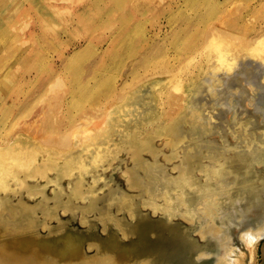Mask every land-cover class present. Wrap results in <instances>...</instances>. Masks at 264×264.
Segmentation results:
<instances>
[{
	"label": "rangeland",
	"instance_id": "374dc122",
	"mask_svg": "<svg viewBox=\"0 0 264 264\" xmlns=\"http://www.w3.org/2000/svg\"><path fill=\"white\" fill-rule=\"evenodd\" d=\"M261 34H264V0H0V174L8 164L14 166L16 174L23 169L18 175L0 178V196L10 197L15 205L22 204L20 197L35 204L33 237L45 233L42 239L50 243L42 251L50 258L54 251L65 256L74 255V250L85 255L98 253L95 259L77 264H137L138 252H143L146 264H152L153 257L148 252L153 251L148 241L154 237L150 225L158 218V212L144 208L139 194L147 201L158 199L159 204L165 203L167 207L172 202L164 194L151 195L145 187L135 190L128 187L122 174L126 163L136 165L142 173L146 171L130 159L129 148L135 145L140 150V144L133 138L127 141V135L135 133L138 140L149 135L151 142L170 155L171 146L164 138L169 137L167 133H174L172 126L177 122L185 126L184 136L200 138L199 142H193L196 159L202 153L205 160L211 154L208 152L226 150L223 144L211 143L218 138L213 126L216 124L186 106L187 90L183 79L178 78L179 73L202 61V71L195 67L198 75L194 82L204 81L207 71H217V58L205 55L209 45L216 42L247 50ZM254 69H257L255 62L244 66L246 73ZM227 73L245 84L241 73L232 70ZM221 74L219 83L224 82L226 75ZM218 89L213 91L215 97ZM144 91L151 94L146 93L147 102L141 96ZM137 99L141 112L135 108L134 113H128L132 110H125V104ZM232 101L234 104L231 99L223 101L219 109L226 111L222 130L234 141L229 128L238 125L233 115L237 111H232L237 109L234 106L237 99ZM151 102L153 108L148 106ZM262 116L264 113L258 117ZM258 123L264 126V119ZM244 129L249 132L248 139H255L259 147L264 143V127L255 132L252 128ZM248 139L242 138L245 145ZM184 143L188 144L187 138ZM141 151L152 159L147 150ZM160 159L168 171L175 173L173 159L167 160L163 154ZM196 159L187 166H193L202 180ZM24 160L27 161L23 163ZM67 166L78 170L70 173V169H65ZM104 166L107 172L110 170L108 173L112 171L113 178L107 182L96 176L92 187L94 168ZM36 168L47 171L46 178L31 177ZM206 171L217 173V165L207 166ZM238 171L241 180L244 172ZM68 176L71 184L82 177L86 179L83 193L77 194L76 187L67 186ZM216 178L211 177L212 184L206 185L202 193L192 189L193 193L186 198L194 205L192 213L198 215L191 220H205L201 229L204 238L200 239L203 242L200 248L205 249L197 256L196 264H224L223 258L228 261L225 264H264V237L251 261L245 246L237 239L239 227L245 222L240 215L242 210L217 205ZM164 179L159 177V181ZM112 185L120 192L126 189L137 193L135 201L124 199L123 193L116 200L107 201L105 194ZM152 185L160 189L153 182ZM11 201L7 200L9 204ZM132 204L148 213L149 226L141 218L131 216ZM64 209L67 211L63 212ZM218 209L225 214L221 216ZM248 213L251 216L254 212ZM55 215L64 218L73 215V231L76 225L84 228L88 222L94 223L99 244L84 240L79 246V238L71 234L55 241L58 247H52L54 239L49 226L56 221ZM238 216L240 220L236 219ZM124 217L131 226L126 232L122 228ZM261 221L254 218L250 224L252 231ZM21 227L6 226L2 239L14 241L21 236L18 246L29 247L30 241L22 238L28 234ZM142 231L147 236L140 234ZM194 234L199 237L198 232ZM129 239L140 244L126 252L123 243ZM38 247L37 243L32 245L34 251L43 246ZM56 264L61 262L57 260Z\"/></svg>",
	"mask_w": 264,
	"mask_h": 264
},
{
	"label": "bare ground",
	"instance_id": "6f19581e",
	"mask_svg": "<svg viewBox=\"0 0 264 264\" xmlns=\"http://www.w3.org/2000/svg\"><path fill=\"white\" fill-rule=\"evenodd\" d=\"M205 55L210 58H217V71H207L204 81L194 82L198 75V72L195 71V67L202 71L203 62L201 61L197 63L195 67H190V65H188L185 71L179 73L178 78L183 79L182 83L186 86L188 98L185 99V102L189 110L202 113L212 125L213 123L216 124L213 126L215 127L218 138L212 139L211 143L217 142L219 145L223 144L227 149L220 152H208L211 154L207 155L205 160H203L204 153H202L201 157H199L200 160L196 159L193 142H199L200 138L184 136L185 132L183 131L185 130V126L177 122L175 126H172L174 133H167L169 137L164 138L165 142L171 146L170 155L165 154L166 152L163 151L164 148H159L151 142L152 140L149 135L141 137L140 140H138L136 137L137 135L132 133L133 135H127V138L130 137L129 139L126 138L127 141H132L133 138L140 144V150H137L135 145L131 146L133 142L129 145L131 146L129 148V150H131L129 156L131 160L140 163L141 167L146 171V173H142L136 165L129 166L127 165L128 163H126V169L123 170L122 174L127 181L128 187L134 190L145 187L151 195L164 194V196L172 202L170 207H167L165 203L159 204L157 201L158 199H148L147 201L146 197L139 194V197L144 200V208L149 207L153 213L158 212V218L152 222L150 221L152 223L150 226H153L152 232L154 233V237L149 241L146 239L152 246L153 253L148 252V254L153 257L152 264H196L198 262L197 256L205 249L202 250V248H200L203 243L200 242V239L204 238L201 229L205 220H198L197 222L191 220L192 217H197L198 215L192 213L191 209L194 205H190L186 198L191 196L193 193L192 189L196 190L199 194L202 193L206 185L212 184L211 177H217L215 180L217 183V198H219L217 205L222 204L223 207H233L235 211L238 209L242 210L240 215L243 216L242 220H245V222L242 227H239L240 231L237 235V239L245 246L251 261L254 260L257 245L261 238L264 237V194H262L264 193V147H262L264 143L259 147L255 139H248L249 132L244 129L252 128V132H255L256 129L264 127L258 123L261 118L264 119V116L261 118L258 117L264 113V34L255 38L247 50L243 48H232L226 44H217L214 42L208 46V51ZM254 62L256 63L257 69L246 73L244 70L245 64H254ZM241 68L242 71L240 72ZM231 70L234 71V73H241L245 84L239 83L240 81L236 80L234 76L231 78V75L227 73ZM221 73H226L224 76L225 78H223V83H219V80L222 78ZM216 79L217 82H214ZM216 88H219L217 90V97L213 95V91ZM144 92L145 93L141 96L142 99H145L147 102L146 93L148 94L149 92ZM149 95L151 94L149 93ZM229 99H231V104H234V101H232L233 99H237L234 105L237 109H232V111H237L233 115H236L238 125L229 128L230 135L235 142L227 137L228 133L226 131L222 130V123L225 122L226 111L222 108L221 110L219 109L221 105H223L222 102ZM260 103H262V105ZM148 106L153 108L152 102L148 104ZM125 108V110H127V108L132 110L128 113H134L133 110L135 108L141 112L142 106L137 99L125 104ZM242 113L245 116H241ZM120 116H122V114H120ZM142 122L145 121L142 119ZM148 122L153 121L149 120ZM119 135L123 136V134ZM243 137L248 139L247 145H245L246 141H242ZM186 138L188 144L184 143ZM128 147H126V149H128ZM186 147L189 148L186 149ZM143 149L149 152L152 159L142 154L141 150ZM88 150L90 149L88 148ZM92 152H95L94 148ZM198 152L201 154L200 150H198ZM161 154L165 155L167 160L173 159L172 169L175 173L167 170L165 162L160 159ZM12 158H14V156H12ZM139 159L141 162H138ZM194 159H196L197 170H200V175L203 177L202 180L201 177L193 171V166L191 168L187 166V163L189 162L192 164L191 160ZM83 160V158L80 159L81 162H83ZM25 161L27 160H24L23 163ZM214 164L217 165V173H208L206 167ZM67 168L70 169V173H75V171L78 170L75 166H67L65 169ZM102 168L103 169L94 168L92 173L93 178L91 179L92 187L96 184V176H99L107 182L109 181L107 179L113 178L112 171L108 173L110 170L107 172L105 166ZM2 170L3 172L0 174V178L3 176L5 178H10L11 174H16L12 164L3 166ZM49 170H54V168L49 167ZM238 170L244 172L241 180H238ZM20 171H23L22 167L20 170H17L16 175H18ZM46 175H48L47 171L36 168L31 177L39 180L40 178H46ZM161 176L165 179L159 181V177ZM150 177H154L157 180H153ZM69 178L70 176L67 178V186H69V188L76 187L78 190L77 194L83 193L86 179L82 177L74 184H71ZM114 181L115 179H112V182ZM151 181L159 185L160 189L158 187H153ZM203 181L205 184H203ZM23 182L26 184L27 188H31V185L28 184L27 181ZM169 191L175 192L176 195L169 193ZM205 191H208V189L206 188ZM32 192L31 190V195H33ZM125 192L128 193L125 194ZM119 193H123L124 199L127 200L131 198L133 201H135V196L138 195L126 189H124V192H120L118 187L114 188V185H112L105 194V199L107 201H114L119 197ZM158 197L161 196L158 195ZM7 200V198L0 196V220H26V216L29 215L30 219H27L28 221L25 222L24 225H21L23 226L21 230L28 234L22 235L23 240L28 239L31 245L29 247L18 246L17 241L21 240V236H16L14 241H11L7 238L2 239L3 234L0 233V264H56L57 260H59L61 264H77L79 261H89V259H95L98 256V253L85 255L81 253L80 250H74L75 254L69 256H65V254L59 251H54L52 253V258H50L47 253L42 251L44 247L46 248L50 244L49 241L35 240L34 238L37 236L33 237V235H35L36 228L34 223L36 219L32 207H34L35 204H29L25 199H21L23 201L22 205L16 206L9 204ZM111 203L112 202H109V204ZM181 203L186 207H183ZM66 207L71 208V206ZM66 211V209L63 210V212ZM217 211L220 212L221 216L225 214V211L219 209ZM249 211L254 212L253 215H248ZM129 213L132 214L131 216L134 218H141V220L149 226L150 222L147 219L148 213L143 211V209L138 210L137 206L133 205ZM165 217H167L166 220L163 219ZM72 218L74 219L73 215H68L65 218L55 215L56 221L50 224L49 234L58 235L59 238L69 237V235L72 234L79 238V246H81L84 240L93 241L91 243L94 245H97V243L99 244L100 240L99 236L96 235V228H94L96 225L94 223L88 222L84 228L76 225L73 231L70 227V220H72ZM238 218L239 216L236 219ZM254 218L262 220V224L254 227L252 231L250 224L254 223ZM30 220L34 221L30 222ZM122 228L124 232L131 230V226L127 219L125 220V227ZM195 231L199 233V237L195 236ZM72 232H74V234ZM14 234L17 235V229L14 230ZM109 234L111 236H116L113 232ZM140 234L147 236L143 231ZM137 238H139V236ZM36 243L39 247L43 246L42 248L38 247V251H34V248H32V245L35 246ZM9 244H13L15 247ZM139 244L140 241L129 239L123 243V247H125L126 252H129L136 249ZM54 245L55 242H53L52 247ZM70 247H72V245H70ZM262 252H264V248H262ZM145 254L146 253L138 252L137 264H146L147 256H145ZM230 260H233V258H230ZM223 262L225 264L228 261L223 258Z\"/></svg>",
	"mask_w": 264,
	"mask_h": 264
},
{
	"label": "crops",
	"instance_id": "0c3cea01",
	"mask_svg": "<svg viewBox=\"0 0 264 264\" xmlns=\"http://www.w3.org/2000/svg\"><path fill=\"white\" fill-rule=\"evenodd\" d=\"M8 199H9V201H11V199H10V197H8ZM20 199V202L22 203L23 201L21 200V199H24L23 197H20L19 198ZM15 205L12 201H11V205ZM22 205V204H21ZM16 206H18V205H16ZM27 219H29V215H27L26 216V220H0V233L1 234H4L5 232H4V228H6V226H13V225H19V226H21V225H24L25 224V222H27L28 220ZM32 221H34V220H30V222H32ZM71 221V220H70ZM72 222V221H71ZM5 225V226H4ZM29 226V225H28ZM23 227V226H22ZM70 227H72V225L70 226ZM42 237H40V236H37V237H35L34 239L35 240H48V239H42V238H44L45 237V233L44 234H42L41 235ZM52 236V239H54V241L53 242H55V241H59V239H62V238H59L58 237V235H51ZM38 237H40V239L38 238ZM49 241V240H48ZM53 247H58L57 246V244L55 243V245L53 246Z\"/></svg>",
	"mask_w": 264,
	"mask_h": 264
}]
</instances>
